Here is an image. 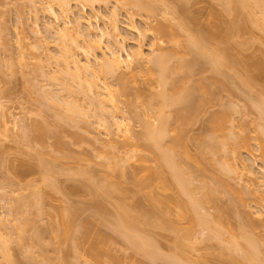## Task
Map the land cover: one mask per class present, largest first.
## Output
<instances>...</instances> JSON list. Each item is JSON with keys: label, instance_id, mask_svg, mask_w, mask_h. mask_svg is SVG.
Returning a JSON list of instances; mask_svg holds the SVG:
<instances>
[{"label": "rangeland", "instance_id": "obj_1", "mask_svg": "<svg viewBox=\"0 0 264 264\" xmlns=\"http://www.w3.org/2000/svg\"><path fill=\"white\" fill-rule=\"evenodd\" d=\"M61 1L0 0V227L3 225L0 229V237L2 238H0V241L4 242L6 237L9 238L5 240L7 241L6 244L0 243L4 252L8 254L6 258L0 254V264H6L9 258L13 264H61L63 261L67 264L66 262L70 260L68 264H75L76 261H78L77 264H86L84 259H90L91 256L88 258L90 254L87 250L88 253H85L84 249L90 236L96 232V235L101 232L102 235L99 234V236L104 237V239L108 236L107 241L109 240L108 244L112 249L110 254H113L114 257L111 260L105 257L108 261L106 262L104 254L101 253L106 264H132V262L140 264L141 262H138V260L141 258L144 261L145 256H140L139 253L141 252L138 253L137 250H132V243L129 245L130 239L127 240V242L130 241L129 243L122 239L125 236H122V232L119 233L121 229L117 226L120 223L114 218L117 213L122 211L118 212L120 208L122 209V207H119L122 201L124 207L126 204V210L135 214V216L137 215L136 217L138 215L141 217V214L148 216L149 223H144V221L142 223L141 220L143 218L145 220L146 217L141 218V222L137 220L140 219L139 217L136 218V221L132 219L134 221L132 222V228L135 226L134 223L138 221L135 229L139 232L132 230L135 233L138 232L137 237L141 234L144 236L141 237L147 242L149 239V243L151 238L153 243L151 245L157 247L156 249L162 253L157 254V256L163 257L155 256L156 258H153L154 264L155 262L156 264H172L171 261L174 264L177 259L180 260V264H183L184 261L187 264H253L249 256L247 257L248 254L243 251L244 249L240 248V245L246 248L247 243L251 241L258 248L255 247L257 250V252L255 250V253H258V255L256 254L258 257L256 260L260 259L261 263L264 264V201L261 200V198H264V119L262 118L264 116L258 112L262 116L259 117L256 108H250V104H246L249 105V108L245 105L246 100L248 101L251 97L253 99V96L259 90L264 91V78L261 80L257 76L259 79H255V76L253 82L251 81L254 86H249L250 88L246 89H243V85L240 83L243 81H241L242 78L248 77L249 79L251 75H255L256 71L259 70L258 67L264 64V29L257 25V21L255 22V19L257 20L261 16V10H263L261 8H264V6L261 8L254 7L253 9L252 5V8H250L248 4L247 9L244 6L243 9L236 6L239 9L237 10L235 7L232 8L234 3H231L230 0H142L157 8L156 11L151 6L154 8L151 11L150 6L140 7L142 9H139L124 4L123 0L100 1L91 6H85L82 2L80 4L79 0H69L68 4L64 6L60 4ZM49 6L58 14L57 18L47 12ZM179 6L180 9H178ZM172 8L175 11L177 9L180 11L182 8L184 11L182 10L183 14L181 15L184 17H181V12H176L180 17L178 15V19L174 18L175 14H170ZM113 16L120 29V39L122 40L119 45L122 46L121 53L123 56L125 55L124 49L128 53L139 52L140 55L138 61H136L137 63L132 64L134 75L131 76V79L128 76V81H130L125 89L128 90L124 94L117 93V101L115 102L117 108L112 109L109 102L105 101L99 110L97 106L95 107L97 104L93 102V99L97 92L100 91L101 93V89L91 88V91L86 90L93 78H89V75L85 76L86 79L84 77V80L89 82L84 81L83 83L82 81L80 84L83 78L77 80L66 77L60 72H56V68L59 65L61 51L64 47L66 49L67 46H69L68 48L72 53H75L78 63H85L86 55L81 47L83 48L85 44L82 35L87 26L86 22L89 21L94 26L97 25L108 30L111 24L109 21L113 20ZM247 18L251 20H248V23L246 22ZM243 19L246 20L245 26L242 25L229 30L233 24L236 27V22L237 24L244 23ZM158 20L173 25L181 20L189 26L207 28L206 30L214 34V36L211 35V37H214L210 40L211 45L224 46L222 49L225 48L223 52L227 53V60L229 61L228 66L224 69V74L229 80V83L226 82L229 87L225 84L226 87L221 88L218 83L213 86L211 95L214 98L211 97L209 100L210 102L213 101L211 103L207 101L208 103H205L207 107L204 105L205 107L201 108L203 111L197 110L198 113L194 114L193 120L191 119L190 123L184 125V132H182L183 130L180 131L184 134L181 137L180 133V138L184 139L183 141L180 139L181 142L179 140L182 144L178 143L179 145H176L175 143L174 136L179 132V128L175 123H173V128L170 126L169 129L168 126L167 129L169 130H167L166 138L163 141V146H171L173 143L177 146L173 147H176L175 154H177L174 155L176 156L174 158L175 163L183 167L182 170L189 173L187 183L189 184V190L186 188L185 193L191 195L180 194L182 197H178L195 200L194 198L199 199L203 194L206 195L205 191L213 192L212 195L210 194L213 198H208L205 201H203V198V203L200 202L201 208H198L199 214L201 213L203 216L206 214L208 220L205 219V225H202L205 227L209 225L207 228L204 226L202 228L201 224L199 226L197 223H193L190 220L192 217H189L194 215L187 216L189 214H186V216H182L174 207L167 208L160 205L161 211H164L165 214L164 219L161 220L159 216L157 217V209L153 207L150 201V196H154L155 192H149L147 187L137 186L132 182L133 177L138 175L136 174L137 171L140 174H146L152 180L153 174L151 175L150 171L156 170L162 173L165 178L164 181L168 185L167 191L160 190L163 195L166 194L169 199H174L170 195L173 196V194L179 192V188H174L171 183L169 168L161 166L162 164L157 162L154 153L150 152L147 149L148 147L145 146L147 140H143L142 135H139L141 139L137 136L139 132L143 131L144 125L146 126L148 122L156 124L155 104H157V101H151L154 97L150 96L160 90L156 74L149 69L150 63L145 62L146 60L143 58L150 57V50L154 54L170 50L174 54L168 64L176 70V59H184V61L189 62L194 57L192 54H187L181 44L174 45L166 42L167 38L165 39V37L160 40L159 35L150 28ZM66 21L73 27L70 36H73L75 44L72 39V42L66 38L60 39L56 32L67 25ZM129 25L139 26L142 35H138V32V34L132 32L129 28L127 29ZM193 26L190 27L192 30L194 29ZM228 26L230 27L228 28ZM222 28H224V32ZM225 28H228L229 31H226ZM140 30L138 29V31ZM180 33L178 32L176 36L181 39L183 35ZM154 41L157 43L153 45L152 42ZM97 43L93 49L88 50L90 54L98 55L102 52L100 47L107 43L106 37L103 38L101 43H98V46H96ZM76 44L80 48L76 47ZM86 46L85 44L84 47L86 48ZM194 66L190 79L195 80L198 77H203V75L207 77L212 75L208 67L202 64H195ZM52 72L57 74L54 76ZM176 72L171 75V78L176 77L175 79L178 78L181 81L189 80L182 69ZM246 74L247 76H245ZM109 78L106 77L105 80L110 88L113 90L116 87L119 88L116 81L111 77ZM209 79L213 80L214 76L212 75V78L209 77ZM79 84L82 85V88L78 86ZM179 84L181 83L179 82ZM68 86L70 88H67ZM51 94H54V97ZM90 97L91 102L89 101ZM98 97L105 99L104 94H100ZM71 102L77 106H70L73 105ZM67 108H70V110L67 111ZM174 109L175 107L168 106L165 113L174 114L176 110ZM222 110L226 111L228 119L224 124L225 128L222 127V133L218 132L217 134L214 131L218 130L212 129L213 126H210L209 121H211L210 118H213L211 117L212 114L217 115L223 112ZM59 112L64 115L62 113L59 115ZM101 113L102 117L100 119L98 116ZM61 115L65 116L63 122L60 121L62 119ZM67 115L70 117L69 119L66 118ZM74 117L76 120L73 119ZM41 119L44 120V123H48V126H53V129H49L48 136L43 134L42 138L40 135L38 138V134L36 137L33 136L36 134L35 122H41ZM113 119L122 122V127L126 124L125 128L129 129V132L124 134L122 128L117 129L112 125ZM49 120L54 122L50 123ZM102 120H104V123L107 122L106 125L110 122V125L105 126ZM66 121L70 123L66 124ZM32 132H35V134ZM55 133L59 134L61 140L57 138L58 134L57 136L54 135ZM71 133L76 135L75 139L83 137L76 140L73 138L76 141L73 143L71 138L75 135ZM224 133H226V137L228 136L227 138ZM221 134L223 135L221 136ZM53 135L56 137L55 139H53ZM242 136L249 137L248 153L239 150ZM172 139L174 140L173 143ZM218 139L220 141L223 139L225 143L227 141L228 145H224V142L221 143ZM218 143L224 145L227 152H223L222 150L225 148ZM218 145L221 149L217 148ZM56 146H59L60 149ZM232 151L235 152L232 153ZM110 153L115 154L117 158L124 157L127 159L128 155L131 156H128V160L124 159L126 162L119 158L122 167L117 164L114 168L116 169L118 166L120 169L109 171L107 169L109 167L106 168L105 163L109 160L110 156L108 155ZM229 155L232 157L230 158ZM140 157L144 160H140ZM244 159L247 162L243 161L246 163V169L251 171L252 175L244 171V168L241 169V160ZM111 161L113 162L112 157ZM230 165H232L231 167L234 166L237 171L235 169V171H231L233 169L231 167H229L231 170L226 171L228 169L226 166ZM221 166L226 167H224V171L220 169L221 174L226 171V175L222 174L225 176L220 181L221 177L219 176L221 175L218 169L222 168ZM79 170H81V173ZM132 170L136 172V175L133 176L132 172L130 174ZM216 174H219V176ZM105 175H107V178L109 175V179L105 178ZM131 176L133 177L131 178ZM216 176L219 177L218 182ZM45 180L46 182L48 180L49 183L47 182V184L51 183L49 185L52 186L51 188L44 185ZM154 181H156L155 177ZM103 185L108 186L103 187ZM108 187L109 190L112 189L111 192ZM36 188L42 189L39 190L41 196L49 197L50 195L49 199H47L48 197L45 199L44 197L39 198V203H41V205L38 203L39 208L34 205L36 202L28 201L34 200L32 196H34L33 192ZM105 188L109 193L105 194ZM45 189L48 195H45L47 193L44 194ZM236 191L240 193L238 194L239 198L237 197L238 192L235 195ZM210 195H206L205 198L210 197ZM63 206V210L67 207V213L72 214L70 217L74 221L73 228L84 230L83 227L85 226V234L90 235L83 237V239L86 237L87 243L85 240L84 243L79 240L83 235H79L76 239V242L79 240L78 250H82L81 252L78 250L77 252L73 251L72 242H74V239L61 240L64 238L58 233L62 230L60 224L63 220L59 211ZM121 217L116 218L121 220ZM217 217H220L221 221H217ZM209 220L211 223H209ZM207 223L208 225H206ZM75 225L78 228H75ZM210 225L211 228H214V231L213 228H210ZM57 227H60L61 230ZM16 228H18V231ZM242 228L244 234L241 232ZM56 230L59 231L56 232ZM4 232L7 236L4 235ZM53 232H55L54 235ZM73 232H70L69 238H72ZM214 232H220V234L217 233V236ZM2 235L5 237L4 239ZM18 237L23 238H19V241ZM235 241L240 245H237L238 243ZM234 243L235 245H233ZM79 244L81 249H79ZM1 250L2 248L0 253L3 252ZM75 252L76 254H74ZM79 252L81 255H79ZM81 256H87V258H81ZM165 256L173 257L175 260H172L173 258L167 260L164 258ZM62 257L66 259L64 260ZM145 259L150 260V258ZM149 264L153 263L149 262Z\"/></svg>", "mask_w": 264, "mask_h": 264}, {"label": "bare ground", "instance_id": "obj_2", "mask_svg": "<svg viewBox=\"0 0 264 264\" xmlns=\"http://www.w3.org/2000/svg\"><path fill=\"white\" fill-rule=\"evenodd\" d=\"M68 1L69 0H62L61 2H60V4L61 5H67L68 4ZM80 2V4H81V2H82V4L84 5L85 4V6L86 5H89V6H91V5H93L94 3L96 4V2L97 3H99L100 1H102V2H104V1H106V0H79ZM124 2V4H128V5H130V6H135V7H137V8H139V9H142L143 7H149V8H152V7H154V5H149V4H147V3H145V2H143L142 0V2L140 1V0H123ZM231 1V3H234L233 4V6H232V8H239L240 9V7H242L241 9H243V6L247 9L248 7H247V5L249 4L250 6V8H252L253 7V9H254V7L256 8V7H259V8H261V7H263L264 6V0H230ZM148 5V6H147ZM251 5H252V7H251ZM152 6V7H151ZM237 6V7H236ZM50 7V6H49ZM140 7H142V8H140ZM183 7V6H182ZM155 8V7H154ZM154 8H152L151 9V11L152 10H154ZM237 8V10H239ZM250 8H249V10H250ZM157 8H155V10H156ZM178 9H180V6H179V8ZM177 9V10H178ZM261 9H263L264 10V8H261ZM144 10V9H143ZM147 10V9H146ZM175 11V9H173L172 8V10H171V13L170 14H175V16L174 15H172V16H174V18H177L178 17V15H177V13H180V15L181 14H183V9L181 8V10L179 11ZM183 10V11H182ZM263 10H261V16L259 17V19H255V22L257 23V25L259 26V27H261V28H263L264 29V11ZM157 11V10H156ZM166 11V10H165ZM167 11H169L170 12V10L169 9H167ZM173 11V12H172ZM175 11V12H174ZM251 11H252V9H251ZM47 12L50 14V15H52L54 18H57L58 17V14L56 13V12H54L53 11V8H47ZM177 12V13H176ZM185 12H186V9H185ZM155 13V12H154ZM185 14V13H184ZM177 15V16H176ZM180 15H179V17H180ZM183 15H181V17H182ZM178 17V18H179ZM184 17V16H183ZM177 18V19H178ZM244 20V23L242 22V20H240L242 23H239V24H237V22H236V27L234 26V24H233V26L231 27V29H229V30H232V28H238V26H242V25H246V22L248 23L249 21H251L249 18H247L246 20L245 19H243ZM249 20V21H248ZM240 21H238V22H240ZM246 21V22H245ZM109 22H111V24H110V27H109V29L107 30V29H104V28H100V27H98L97 25H92L89 21H87L86 22V29H85V31H84V34L83 33H81V34H83L82 36H83V41L85 42V44L88 46H86V48L84 47L85 46V44H84V46H83V48L81 47V50L83 51V53L86 55V58H85V63H83V64H80V63H78V61L76 60V58H75V53H72L71 52V50L68 48L69 46H67L66 47V49H65V47L63 48V50L61 51V55H60V59H59V62H58V60H57V62L59 63V65H58V70H57V68H56V72H60V74H63V75H65L66 77H71V78H75V79H77V80H81L82 78H83V80H81L80 81V84H81V82L83 81V83H84V77L86 76H88L89 75V78L91 77V78H93V80H92V82H90L89 83V85L86 87V88H88V89H86V88H83V89H86L87 91H91L90 89L91 88H99V89H101V93H100V91L99 92H97L96 93V95H95V97H94V101L93 102H96V104L97 105H95V107L97 106V109H99L100 110V108L102 107V103L103 102H109V104H110V106H111V108L112 109H116L117 108V106H116V104H115V102L117 101V93L118 94H124L127 90H125L126 88H127V84L129 83V81H128V76H129V78L131 79V76L133 77V69H134V67L132 66V64L133 63H135L136 61H138V58H139V55H140V53L139 52H133V53H128V52H126L125 51V49H124V53H125V55L123 56V54L121 53V48H122V46H120L119 44L121 43V40L122 39H120V29H119V27H118V25H117V23H116V21H115V17L113 16V20H110ZM253 22V21H252ZM66 24L67 25H65V26H63L62 27V29L60 28V30H58V28H57V30L58 31H56V29H55V31L58 33V36H59V38L60 39H68V40H70L71 41V39H72V41L74 42V44H75V40H73V36H72V38H71V36H70V31H71V29L73 28L71 25H69V22H67L66 21ZM194 25H196V24H194ZM244 25V26H245ZM193 26V25H192ZM192 26H189L188 24H185V22H183V21H181V20H179V23L177 22L176 24H171V23H164L163 21L162 22H160L159 20L157 21V23L154 25V26H152V27H150L153 31H155V33L156 34H158L159 35V37H160V40H161V38H163L164 39V37H165V39H166V42H169V43H172V44H174V45H178V44H181L182 45V47H183V49H185L187 52V54L189 53L190 55L192 54V56H194V57H192L193 58V60H190L189 62H187V61H184V59H176V67H177V69L175 70V69H173L172 68V66L171 65H169L168 63L170 62V59H171V56L174 54L173 52H171L170 50H167V51H164V52H158V53H155L154 54V52L152 53V50H150L151 51V53H149L150 54V57H147V58H143L144 60H146L145 62H147L148 64L150 63V67H149V69H151V71L153 70V72L156 74V78H157V84H158V86H160V90L157 92H155L156 94H151L152 96H150V97H154L153 99H151V101L152 100H155V101H157V104H155L156 106H155V108H156V114H155V121H156V124H153V123H147L146 124V126L144 125V127H143V131H141V132H139V134L137 135V136H141V138H143V140H147L146 142H145V146H147V147H145V148H147L150 152H153L154 153V155L156 156H154L155 158H156V160H157V162H159V163H161L160 165L161 166H167L168 168H169V170H170V175H171V183L173 184V186H174V188H179L178 190H179V192H176L175 194H173V196H171L170 195V197H173L174 199H169V197L168 196H166V194H164L163 195V192L161 193V191H167V189H168V185H166V182L164 181L165 180V178H164V176L162 175V173L160 172V171H156V170H151L150 171V174L152 175L153 174V178H152V180H151V178H149V177H147V175L146 174H140L138 171H137V173L136 172H134L133 170L132 171H130V174H131V172L133 173V176L134 175H136V174H138V175H136V176H131V178L133 177V181L132 182H134V184H136L137 186H145V187H147L148 188V190H149V192H155V195L154 196H150V201H151V204L153 205V207L155 208V209H157V212H158V214H157V217L159 216L160 218H161V220H163L164 219V217H165V214H164V211H161V209H160V205H162L163 207L165 206V207H167V208H170V207H174V208H177V211L182 215V216H186V214H189V215H187V216H190V215H194V216H190L189 218H191L192 217V219H190L191 221H193V223L195 222V224L197 223V225H199L200 226V224H201V227L202 226H204L205 225V219L207 218L205 215L203 216V215H201V213L199 214L198 213V208L200 209L201 208V204L203 203V201H205L206 199H208V198H213L211 195H212V193L213 192H210V191H208V192H210V193H208L207 191H205L204 193L206 194V195H210V197L209 196H207V198H205V196L206 195H202L201 196V198L199 197V199L198 198H194L195 200H192V198H187L186 199V197H185V199H181L180 197H178V196H181L182 197V195L183 194H186L185 193V189L187 188V190H189L188 188H189V184H187L188 183V180H189V178H188V176H189V173L187 172V171H185V170H182V169H184L183 167H180L179 165H177V163H175V157L176 156H174V155H177V154H175L176 153V145H179L180 144V142H181V140L183 141L184 139L182 138H180V133H181V137H183L184 136V134L182 133V132H184V125H187V123H190L193 119V117H194V114L196 115V113H198V111H200V110H202L203 109V106L205 105V103H208V102H210L209 100L211 99V97H212V88H213V86H215L216 85V83H218L219 84V86L221 85V88H225L226 87V85L225 84H227L226 82H228L229 80H228V78L225 76V74H224V69H225V67H227L228 65V63H229V61L227 60L228 58H227V53L226 52H223V51H225V48H224V50L222 49V47H224V46H220V45H218V44H213V45H211V42H210V40L212 39V38H214V37H211V35H213L214 36V34H212L211 33V31H208V30H206L205 28H203V27H197V26H193V30L191 29L192 28ZM231 26V25H230ZM230 26H228V28L230 27ZM243 26V27H244ZM138 27V29L140 30V28H139V26H137ZM137 27L135 26V25H129V26H127V29L129 28V30H131L132 32H135L136 34H138V35H142V34H140V32H141V30L140 31H138V29H137ZM191 27V28H190ZM195 27H196V29H195ZM228 28L226 29V31L228 30ZM239 28H241V27H239ZM146 30V29H145ZM148 30V29H147ZM177 32H176V31ZM220 30V29H219ZM224 30V28H222V31ZM228 30V31H229ZM130 31V32H131ZM175 31V32H174ZM221 31V30H220ZM138 32V33H137ZM143 32H145V31H143ZM178 32L180 33V32H182V33H180V34H182L183 36H182V38L180 39L178 36H176V34L178 35ZM210 32V33H209ZM224 32V31H223ZM36 34H38V32H36ZM145 34V33H144ZM179 34V35H180ZM123 36V35H122ZM106 37V44L102 47H100V49H102V52H100L98 55H94L93 53L92 54H90L89 53V51L88 50H91V49H93L94 48V45L98 42H100L101 43V41L103 40V38H105ZM156 37V36H155ZM154 37V38H155ZM180 39H178V38ZM210 37V38H209ZM43 38V37H42ZM125 38V37H124ZM153 38V39H154ZM177 38V39H176ZM75 39V38H74ZM162 39V40H163ZM65 41V40H64ZM71 41V42H72ZM159 41V40H158ZM164 42H165V40H163ZM66 42V41H65ZM70 42V43H71ZM161 42V41H160ZM69 43V42H68ZM97 43V45L96 46H98L99 44ZM157 42L156 41H154V42H152V44L154 45V44H156ZM62 44H63V42H62ZM66 44V43H65ZM72 44V43H71ZM152 45V46H153ZM76 47H79V45H77L76 44ZM70 48H71V46H70ZM80 48V47H79ZM85 48V49H84ZM91 48V49H90ZM123 49H122V51H123ZM92 57V58H91ZM180 58V57H179ZM57 63V64H58ZM137 63V62H136ZM195 64H202V65H204V66H206V67H208L210 70H211V74L214 76V79L212 80H210L209 79V77L210 78H212V75H210V76H204L203 75V77H198V79H195V80H192V79H190V77L192 76V74H193V67H195L194 65ZM174 66V65H173ZM197 66V65H196ZM153 67V68H152ZM260 67V68H259ZM258 67V71H256V73H255V75L253 74V75H251V78H249L248 79V77H244L245 79H241V81L242 82H240V83H242V85H243V89L245 88H248L249 86L250 87H253L254 86V83H251V81L253 82V80H254V77H255V79L257 78V79H263L264 78V64H263V66H259ZM172 68V69H171ZM205 68V67H204ZM183 70V72L185 71V74H187V76H188V78H189V80H187V81H181V79H175L176 77H172L171 78V75L172 74H174L177 70ZM207 69V68H206ZM125 70V71H124ZM126 70H127V72H128V74H126L127 72H126ZM194 72H195V70H194ZM177 73V72H176ZM52 74L55 76L56 74L55 73H53L52 72ZM51 74V75H52ZM227 75V74H226ZM245 76H247V74L245 75ZM249 76V75H248ZM259 78H258V77ZM86 77H85V79H86ZM106 77H111L112 79H114V81H116V84H117V86H119V88H115L114 90L113 89H111L110 88V86H109V84L107 83V81L105 80L106 79ZM116 78V79H115ZM227 78V79H226ZM110 79V78H109ZM172 79H174V80H172ZM252 79V80H251ZM227 80V81H226ZM109 81V80H108ZM85 82H89V81H85ZM179 82L181 83V84H179ZM229 83V82H228ZM80 84L78 85V86H80ZM229 84H227V87H229L228 86ZM252 85V86H251ZM82 86V85H81ZM80 86V87H81ZM223 86V87H222ZM225 86V87H224ZM249 87V88H250ZM67 88H70V86H68ZM82 88V87H81ZM103 91V92H102ZM246 91V90H245ZM258 91V90H257ZM263 90H259L257 93H255V95L253 96V99L255 98V100H253L252 99V97L251 98H249V100L248 101H250V99H252V101H253V103H252V101H250L249 103H247L248 101L246 100V103H245V105L246 104H250L251 106H249L250 108H252L253 107V109L254 108H256L257 110V114H258V112H260L261 114H263V116H264V91L262 92ZM70 92H71V90H70ZM247 92V91H246ZM245 92V93H246ZM197 93V94H196ZM259 93V94H258ZM49 94V93H48ZM100 94H104V96H105V99H103V98H99L98 97V95H100ZM136 94V93H135ZM247 94V93H246ZM54 94H51V96L52 97H54L53 96ZM198 95V96H197ZM257 95V96H256ZM49 96V95H48ZM47 96V97H48ZM256 96V97H255ZM50 97V96H49ZM48 97V99H50L51 100V98H49ZM246 98H247V96H245ZM89 98V97H88ZM212 98H214V97H212ZM91 97H90V99H89V101L91 102ZM150 100V99H149ZM150 101V102H151ZM208 101V102H207ZM213 101V100H212ZM211 101V102H212ZM154 102V101H153ZM210 102V103H211ZM72 103V102H71ZM89 103V102H88ZM155 103V102H154ZM209 103V104H210ZM73 104V103H72ZM90 104V103H89ZM74 105V106H73ZM73 105H70V106H72V107H76L77 105L76 104H73ZM207 105V104H206ZM205 105V106H206ZM100 106V107H99ZM175 107V113L174 114H166L165 112V110H166V108L167 107ZM204 106V107H205ZM247 106V105H246ZM247 106V107H248ZM94 107V108H95ZM207 107V106H206ZM246 107V108H247ZM248 107V108H249ZM93 108V107H92ZM202 108V109H201ZM231 108V107H230ZM229 108V109H230ZM68 110H70V108H67V111ZM169 110V109H168ZM167 110V111H168ZM198 110V111H197ZM206 110V109H205ZM203 111V110H202ZM223 112H217V113H219V114H217V115H214V114H212V116L211 117H213V118H210L211 119V121H209V124H210V126H213V127H211L212 129L213 128H215L216 130H218V131H214V132H217V134H218V132H220V133H222V130L225 128L224 126V124H225V122H226V120L228 119V115H227V113H226V111H224V110H222ZM228 111V110H227ZM207 112H208V110H207ZM62 113V112H61ZM60 112H59V115L61 114ZM214 113V112H213ZM259 113V114H260ZM63 114V113H62ZM258 114V115H259ZM55 115V114H54ZM64 115V114H63ZM99 115V114H98ZM207 115V114H206ZM214 115V116H213ZM62 116V115H61ZM58 117V116H57ZM100 117V119H101V117H102V113L100 114V116H98V118ZM227 117V118H226ZM259 117H262L261 115H259ZM54 118V117H53ZM65 118V116L63 117L62 116V119H60V121L62 120V122L65 120L64 119ZM66 118H70L68 115L66 116ZM263 119H264V117H262ZM44 119V118H43ZM49 119V118H48ZM55 119V118H54ZM64 119V120H63ZM67 119V120H68ZM73 119H75V117L73 118ZM192 119V120H191ZM262 119V120H263ZM42 120V119H41ZM50 120H52V119H50ZM50 120H49V122H50ZM76 120V119H75ZM77 120H79V119H77ZM209 120V119H208ZM261 120V121H262ZM44 120H42L41 122H39V121H37V123L35 122V132H36V134H35V132L33 133V134H35V135H33V136H35L36 137V135H37V137L39 138V135L41 136V138H42V135L44 134V135H47V132H49V129L50 128H52L51 126H48L49 124L48 123H44L43 122ZM59 121V120H58ZM99 121V120H98ZM103 122L102 123H104V120H102ZM113 122H112V125H114L115 127H117V129H119V128H122V131H123V133L124 134H126L127 132H129V129H127V128H125V126H126V124L122 127V122H119V121H115L114 119L112 120ZM39 122V123H38ZM52 122H54V121H52ZM52 122H50V123H52ZM62 122H61V124H62ZM69 122V121H68ZM67 121H66V124L68 123ZM72 122V121H71ZM211 122V123H210ZM70 123V122H69ZM77 123V122H76ZM75 123V124H76ZM100 124H101V122H99ZM105 123H107L106 121H105ZM104 123V124H105ZM110 123V122H109ZM108 123V125H106L105 124V126H109L110 124ZM172 123V124H171ZM173 123H175V124H177V126H178V130H179V132L178 133H176V135L174 136L175 138H174V140H175V143H176V145L173 143V139H172V143L173 144H171V146L169 145H167V146H163V141L165 140V138H166V132H167V130H169L170 129V126L172 127L173 126ZM34 124V123H33ZM74 124V123H73ZM104 124L102 125L103 127H104ZM171 124V125H170ZM53 125V124H52ZM58 125V124H57ZM60 125V124H59ZM63 125H65V124H63ZM70 125V124H69ZM66 126V125H65ZM80 126V125H79ZM168 126H169V129H167L168 128ZM56 127V126H55ZM54 127V128H55ZM63 127V126H62ZM71 127V126H70ZM222 127H223V129H222ZM65 128V127H64ZM73 128V127H72ZM77 128V127H76ZM75 128V130H77ZM173 128V127H172ZM171 128V129H172ZM53 129V128H52ZM56 129V128H55ZM60 129V128H59ZM63 129V128H62ZM74 129V128H73ZM28 130H30V129H28ZM61 130V129H60ZM65 130V129H64ZM183 130V131H182ZM221 130V131H220ZM27 131V130H26ZM32 131V130H31ZM53 131V130H52ZM55 131V130H54ZM56 131H57V129H56ZM180 131H182V132H180ZM30 132V131H29ZM58 132H59V130H58ZM65 132V131H64ZM70 132H73V131H70ZM70 132H69V134H70ZM78 132V131H77ZM75 133V132H74ZM58 134V133H57ZM57 134L55 133L54 135L55 136H57ZM60 134H61V132H60ZM71 134H73V133H71ZM76 134V133H75ZM75 134H73V135H75ZM183 134V135H182ZM54 135H53V137H54ZM82 135V134H81ZM223 134H221V136H222ZM26 136V135H25ZM48 136V135H47ZM71 136V135H70ZM78 136V135H77ZM140 136H139V138H140ZM224 136L226 137V133H224ZM245 136H247V135H245ZM245 136H242L243 138H241L242 140L240 141L241 142V145H240V149L239 150H243L245 153H248L249 152V141H248V138L247 137H245ZM43 137H46V136H43ZM74 137H76V135L75 136H72V141H73V143H74V141L76 140V139H80L81 137H83V136H81L80 138H74ZM129 137H130V135H129ZM136 137V136H135ZM228 137V136H227ZM226 137V138H227ZM40 138V139H41ZM56 137H54L53 139H55ZM57 138H59L60 140H61V137H59V134H58V136H57ZM75 140H74V139ZM85 138V137H84ZM140 138V139H141ZM220 138V137H219ZM221 138H223L224 140H226L224 137H221ZM59 139H57V141L59 140ZM168 139V138H167ZM181 139V140H180ZM221 140L220 141V139H218V141L219 142H221V143H223L224 142V140ZM60 140H59V142H60ZM84 140V139H83ZM179 140H180V142H179ZM72 141H70V142H72ZM177 141V142H176ZM56 142V141H55ZM54 142V143H55ZM65 142V141H64ZM76 142V141H75ZM78 142V141H77ZM57 143V142H56ZM67 143V142H66ZM179 143V144H178ZM182 144V143H181ZM180 144V145H181ZM219 144V143H218ZM55 145V144H54ZM57 145V144H56ZM67 145V144H66ZM166 145V144H165ZM214 145V144H213ZM220 146L222 145V144H219ZM219 145L217 146V148L219 147ZM224 145H228V142L226 141V143L224 142ZM224 145H222L221 147H223V148H225L224 147ZM112 146V145H111ZM174 146H176L175 148H173ZM56 147H58L59 148V146H56ZM55 147V148H56ZM66 147V146H65ZM214 147V146H213ZM220 148V147H219ZM60 149V148H59ZM175 149V150H174ZM221 149V148H220ZM226 149V148H225ZM225 149H223L222 151L224 152H227V149L225 150ZM65 150V149H64ZM233 150V149H232ZM229 152H231V150H229ZM235 152V151H234ZM233 151H232V153H234ZM112 153H114V152H112ZM112 153H110L108 156H110L108 159V161H106L107 163H105V167L107 168V167H109V168H107V169H109V171L110 170H116V169H120V168H118V166L116 167V169L114 168L117 164H120L119 166L120 167H122L121 166V160L124 162L125 160L124 159H126V158H124V157H118L117 158V156L115 155V154H113L112 155ZM232 153H231V155H232ZM229 154V153H228ZM128 155V154H127ZM126 156V155H125ZM128 156H131V155H128ZM127 156V159L126 160H128L129 159V157ZM248 156V155H247ZM111 157L113 158V162L111 161L110 162V159H111ZM229 157H230V155H229ZM232 157V156H231ZM230 157V158H231ZM121 160H120V159ZM117 159V160H116ZM140 160H144V158H142V157H140L139 158ZM234 159V158H233ZM120 160V161H119ZM116 161H118V162H116ZM242 162H241V166L240 167H242L241 169H245L244 171H246L249 175H252V173H251V171H249V170H247L246 168V160L244 159V160H241ZM246 162V163H244V162ZM126 162V161H125ZM225 164L227 163V162H224ZM228 164V163H227ZM108 165V166H107ZM222 165H223V163H222ZM232 165H230V166H226V167H228V169H226V171L227 170H231V168H233L231 171H233L235 168H234V166L233 167H231ZM222 167V166H221ZM225 167V166H224ZM224 167H222V168H219L218 170L220 171V169L221 170H223L224 171V169L226 168H224ZM229 167H231V168H229ZM218 170L216 171V173L218 172ZM236 170V169H235ZM234 170V171H235ZM222 171V172H223ZM226 171H225V173L223 172L222 174H225L226 175ZM237 171V170H236ZM79 172L81 173V170H79ZM229 172V171H228ZM136 173V174H135ZM220 173V175L221 176H219V174H216L217 176H219V177H221L220 179H219V177H215L216 178V180L217 179H219L220 181L222 180V177H224L222 174H221V171L219 172ZM140 174V175H139ZM107 175H105V178H107L106 177ZM154 177H155V179H156V181H154ZM44 179H46V178H44ZM107 179H109V175H108V178ZM51 180V179H50ZM49 180V181H50ZM219 180H217V182L219 181ZM154 181V182H153ZM47 182H48V180H47ZM47 182H46V180L43 182L44 183V185L45 186H49V185H51V183L50 184H47ZM47 185H46V184ZM49 183V182H48ZM188 185V186H187ZM106 186H108V185H103V187H106ZM52 187V186H51ZM50 186H49V188H51ZM43 188V187H42ZM37 189V190H36ZM36 189H34L35 191L33 192L34 193V196H32V197H34L33 199L35 200L36 199V201H32V200H28V201H31L32 203L33 202H36L34 205H36V208H39V205H38V203H39V201H40V199H42L44 196H41V193H40V191L42 190H40V188L38 189V188H36ZM46 189H47V187H46ZM46 189H45V191H44V194L45 193H47V191H46ZM107 188H105V190H106ZM40 190V191H39ZM48 190V189H47ZM108 190H109V187H108ZM111 190L112 189H110L109 191L111 192ZM161 190V191H160ZM177 190V191H178ZM251 190V189H250ZM42 191V192H43ZM50 191V190H49ZM160 191V192H159ZM251 191H253V190H251ZM188 192V191H187ZM238 191H236L235 192V195H236V193H237ZM107 193H109L107 190H106V193L105 194H107ZM160 193L162 194V196L160 195ZM43 194V193H42ZM43 194V195H44ZM180 194H182V195H180ZM188 194V193H187ZM186 194V195H187ZM190 194V193H189ZM188 194V195H189ZM238 194H240L239 192L237 193V197L239 196ZM33 195V194H32ZM35 195L37 196L36 198H35ZM45 195H48V193L47 194H45ZM187 195V196H188ZM191 195V194H190ZM166 197V199H165V197ZM46 197H48V196H46ZM46 197H44V199L46 198ZM49 197H50V195H49ZM49 197L47 198V199H49ZM184 197V196H183ZM191 197V196H190ZM240 197V196H239ZM238 197V198H239ZM40 198V199H39ZM204 198V200L202 201V199ZM43 199V200H44ZM198 201H197V200ZM261 200L262 201H264V198L262 199L261 198ZM202 201V202H201ZM200 202H201V204H200ZM29 203V202H28ZM40 205H41V203H39ZM20 205V204H19ZM34 205H31V206H34ZM18 206V205H17ZM67 206V205H66ZM70 206V205H69ZM119 207H122V209L120 208L119 210H118V212L120 211V210H122V211H120L119 213H117L115 216L116 217H121V220H117V218L116 217H114L115 218V220L118 222V223H120L117 227H119L118 229L120 230V232L119 233H121L122 234V236L124 235L125 237H122L120 234V236L122 237V239L123 240H125L126 241V243H129L130 241V243H129V245L131 244V245H133V247H132V250L134 249V251H136V252H141V253H139V254H141L140 256H145L144 257V261H142L141 260V258L138 260V262H141L142 264H145V263H147V261L148 260H146L145 258H150V260L148 261V263L147 264H149V262H152L153 264H154V262H153V260L156 258L155 256H157V254H162V253H160L159 252V250L158 249H156L155 248V246L153 247L152 245H151V243H152V241H151V238H150V243H149V239H148V242H147V240H145L144 238H142V237H144V236H142L140 233V235H139V237H137L138 236V230L137 229H135V228H137V222H135L134 224H135V226L132 228V222H134V221H132V219H134L135 221H136V218H140V219H137V220H141V218H143V217H146L145 215L146 214H141V217L138 215V217H136L135 216V214H132V213H130V211H128V210H126V204H125V207H124V203H123V201L121 202V205H119ZM14 208H16V207H14ZM17 208H19V207H17ZM16 208V209H17ZM35 208V209H36ZM70 208V207H69ZM61 209V208H60ZM64 209V206L62 207V209L59 211V213H61V219L63 220V222H62V224H60V226H62V230L60 229V227L58 228V229H60L61 231L60 232H58L59 233V235H61V237H63L64 239H61V237H60V239L61 240H68V239H74V242H72V248L74 249H72L73 251H76L77 252V250H78V241L80 240V241H82L83 243H84V240H85V238L83 239V237L87 234H85V224L84 223H82V224H84L83 226V228H84V230H81V229H78V230H76V229H74L73 228V226H74V221L72 220V217H70V215L72 216V214H70L69 215V213H67L68 212V210H67V207H65V210H63ZM73 209V208H72ZM21 210V209H20ZM20 210H15V211H20ZM39 210V209H38ZM41 210V209H40ZM70 210H71V208H70ZM21 212V211H20ZM71 212V211H70ZM200 212V211H199ZM39 213V212H38ZM71 213H73V212H71ZM20 214V213H19ZM132 214V215H131ZM119 215H121V216H119ZM142 215H144V216H142ZM75 216V215H74ZM135 216V217H134ZM209 216V215H208ZM218 216H220V215H218ZM59 217V218H60ZM148 217V216H147ZM147 217L145 218V220H141L142 221V223H143V221H144V223H147L148 221L150 222V220H149V218L147 219ZM74 218V217H73ZM118 218V219H119ZM218 218V220L217 221H219L221 218L220 217H217ZM216 218V219H217ZM220 218V219H219ZM61 219H60V221H61ZM194 219V220H193ZM210 219V218H209ZM208 219H206V221H207ZM210 220H212V219H210ZM209 220V223H211V221ZM120 221V222H119ZM140 221V222H141ZM146 221V222H145ZM221 221V220H220ZM1 222V221H0ZM88 222H90V221H88ZM116 222V223H117ZM148 222V223H149ZM60 223V222H59ZM112 223H114V222H112ZM192 223V222H191ZM220 223V222H219ZM23 224V223H22ZM79 224V223H78ZM89 224V223H88ZM202 224H204V225H202ZM206 225H208V223L206 224ZM2 227H3V225H1ZM24 226V225H23ZM23 226H21V227H23ZM76 226V225H75ZM242 226V225H241ZM2 227H0V229L2 228ZM82 227V226H81ZM115 227V226H114ZM205 227V226H204ZM207 227H209V225L208 226H206L205 228H207ZM215 227V226H214ZM244 227V226H243ZM25 228V227H24ZM75 228H78L77 226L75 227ZM80 228V227H79ZM88 228V227H87ZM203 228V227H202ZM210 228H211V225H210ZM213 228V227H212ZM211 228V229H212ZM218 228V227H217ZM241 228V227H240ZM5 229V228H4ZM18 228H16V230H17ZM22 229V231H24L23 230V228H21ZM74 229V230H73ZM137 230L138 232H136L135 233V231H133V230ZM94 230V229H93ZM1 231V230H0ZM18 231V230H17ZM57 231H59V230H56V232ZM71 231H74L72 234V238H69L70 236V232ZM87 231V230H86ZM97 231V230H96ZM213 231H214V228H213ZM212 231V232H213ZM216 231V230H215ZM218 231H219V229H218ZM244 229L242 228V233L244 234ZM21 233H23V232H21ZM54 233L55 232H53V235H54ZM97 233V232H96ZM96 233L95 234H92V232H91V234H92V236H90L89 234V236H90V239H88V243H87V239L85 240L86 241V243H87V245L85 246L86 248L84 249L85 250V253H88V254H90V255H88V258L90 257V259H84V260H86L85 261V263L86 264H95V263H97V264H106L105 263V257L106 258H110L109 260H111V258H113L114 256H113V254H110V252L112 251V249H110L111 247H109V244H108V241H107V237L108 236H106L105 237V239H104V237H101V236H99V234L101 233V232H99L98 233V235H96ZM215 233V235L217 234V233H219L220 234V232H214ZM7 234V233H6ZM19 234V233H18ZM137 234V235H136ZM4 235H5V232H4ZM24 235V234H23ZM79 235H83V236H81L82 238L81 239H79L77 242H76V239L78 238V236ZM88 235H86L87 237H88ZM100 235H102V234H100ZM214 235V236H215ZM1 236V235H0ZM5 236H7V235H5ZM58 236V235H57ZM142 236V237H141ZM217 236H218V234H217ZM2 237H3V239L5 238L3 235H2ZM1 238V237H0ZM17 238V237H16ZM19 238H23V237H18V240H19ZM57 238V237H56ZM68 238V239H67ZM80 238V237H79ZM127 238V239H126ZM2 239V238H1ZM6 239L8 240L9 238L8 237H6ZM6 239H4V242L3 241H0V243H2V244H6L5 242H7V241H5ZM128 239H130V241H128L127 242V240ZM146 239H147V237H146ZM251 240V239H250ZM20 241V240H19ZM111 242V241H110ZM235 242H237V241H235ZM252 242V241H251ZM251 242H248L247 243V247L245 248V247H242V245H240L238 242V244L237 245H240V248L241 249H244L243 251H245L246 253L245 254H248L247 255V257L249 256V259H251L252 260V262H251V260H250V262L251 263H253V264H255V263H257V261H258V263H260V264H262L261 263V260L260 259H258V260H256L258 257H257V255H258V253H255V247H256V245L254 246L253 244H254V242H253V244L251 243ZM80 244H82V243H80ZM80 244H79V249H81L80 247ZM111 244V243H110ZM153 244V243H152ZM233 245H235V243L233 244ZM236 245V246H237ZM84 246V245H83ZM111 246V245H110ZM246 246V245H245ZM1 248H2V250L1 251H3L2 253H0V254H2V256L3 257H7L8 256V254L6 253V252H4V249H3V247L2 246H0ZM130 247V246H129ZM0 248V249H1ZM84 248V247H83ZM154 248V249H153ZM257 248V247H256ZM258 249V248H257ZM86 250L88 251V252H86ZM130 250H131V248H130ZM78 251H82V250H78ZM158 252V253H156V252ZM76 252L74 253V254H76ZM79 252V253H80ZM135 252V253H136ZM256 252H257V250H256ZM101 253L102 254H104V259L105 260H103V256L101 255ZM113 253V252H112ZM137 253V254H138ZM78 254V253H77ZM106 254V255H105ZM137 254H135V255H137ZM257 254V255H256ZM79 255H81V253L79 254ZM78 255V256H79ZM84 255V254H83ZM87 255V254H86ZM108 255H110L109 257H108ZM112 255V256H111ZM139 256V255H138ZM160 255H158L157 257H159ZM9 257H10V254H9ZM65 257V256H64ZM80 257V256H79ZM84 257V256H83ZM82 256H81V258H83ZM143 257H142V259H143ZM155 257V258H154ZM161 257H163V256H161ZM161 257H159V258H161ZM168 257V258H167ZM63 258V257H62ZM75 258H76V256H75ZM84 258H87V256L86 257H84ZM154 258V259H153ZM165 259H167V260H169V258L170 259H172L173 257H169V256H165L164 257ZM64 259V258H63ZM66 259V258H65ZM64 259V260H65ZM77 259H78V257H77ZM115 259V258H114ZM152 259V260H151ZM177 259V258H176ZM182 259V258H181ZM11 259L9 258L8 260H7V262H6V264H13V263H11L12 262V260L10 261ZM81 260V259H80ZM83 259H82V261H84ZM172 260H175L174 258L172 259ZM61 261V260H60ZM71 261V260H70ZM70 261H67L66 263L68 264ZM134 261V260H133ZM146 261V262H145ZM156 261V260H155ZM14 262V261H13ZM76 262H78V261H76ZM75 262V264H77ZM106 262H108L107 260H106ZM179 262V263H178ZM182 262V261H181ZM255 262V263H254ZM71 263H73V262H71ZM84 263V262H83ZM140 263V264H141ZM170 263H172L173 264V262L171 261ZM183 264H187V262H182ZM257 263V264H258ZM17 264V263H16ZM61 264H65L64 263V261H63V263H61ZM74 264V263H73ZM132 264H134V262H132ZM155 264H156V262H155ZM174 264H180V260L179 259H177V262L176 261H174Z\"/></svg>", "mask_w": 264, "mask_h": 264}]
</instances>
